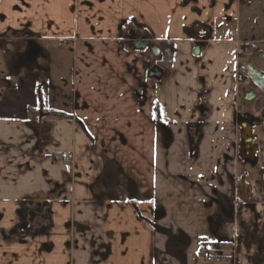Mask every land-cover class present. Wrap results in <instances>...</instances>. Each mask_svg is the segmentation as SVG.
<instances>
[{
	"label": "crops",
	"instance_id": "obj_1",
	"mask_svg": "<svg viewBox=\"0 0 264 264\" xmlns=\"http://www.w3.org/2000/svg\"><path fill=\"white\" fill-rule=\"evenodd\" d=\"M130 21L174 47L142 107ZM253 50L264 0H0V264H264V129L255 169L236 148Z\"/></svg>",
	"mask_w": 264,
	"mask_h": 264
},
{
	"label": "water",
	"instance_id": "obj_2",
	"mask_svg": "<svg viewBox=\"0 0 264 264\" xmlns=\"http://www.w3.org/2000/svg\"><path fill=\"white\" fill-rule=\"evenodd\" d=\"M125 23H122V28L120 32L123 33V26ZM212 36V29L210 27H206L200 24H195L191 29L190 40L192 42V56L195 59L200 58L203 50L206 49L208 42ZM121 40L126 41L127 45H131L128 47L129 51L132 53H138L140 55L153 56L154 58H158L161 55V50L159 46L149 39L145 37V35H134L131 37L126 34L121 36ZM244 68L246 70L244 77L238 79L239 83H244L248 81L256 86L261 92H264V72L252 69L245 65ZM148 72L146 73V79L156 84L160 85L162 81L166 78L164 75V71L156 65L150 66L147 65ZM144 98V93L139 96L136 94V99ZM143 102L139 104L142 106ZM254 108V106H253ZM252 116L248 113L242 114L238 113L236 117V125L238 128V143H237V157L238 161L242 166H248L251 169H255L258 166V145L256 143L257 134L254 133L255 128L254 124L251 121ZM264 128V126H263ZM262 129L261 125H258V132ZM162 140L164 143H169L171 140V136L168 130L165 127L161 128ZM259 183L261 185L262 193L264 195V171L258 172Z\"/></svg>",
	"mask_w": 264,
	"mask_h": 264
},
{
	"label": "flooded vegetation",
	"instance_id": "obj_3",
	"mask_svg": "<svg viewBox=\"0 0 264 264\" xmlns=\"http://www.w3.org/2000/svg\"><path fill=\"white\" fill-rule=\"evenodd\" d=\"M124 23H125V25L123 26L124 32L123 33L120 32V40H121V36L128 32V35H130L131 37H133L134 35H145V37L147 39H149L151 42H153L150 34L142 26L137 25L133 21L124 22ZM121 28H122V24L120 25V29ZM155 44H157V43H155ZM121 45L123 47H125L129 53L136 54V53H132L129 51L128 47H130L131 45H127L126 41L121 40ZM157 45L159 46V48L161 50V55L158 58H154L153 56L149 57L146 55H140L139 54L140 56L145 58L144 60H142V63H143L142 67L144 68V75L145 76H144V81L139 82V84H138L139 86H138L137 92H138L139 96L142 95V93H144V98L136 99L138 104L143 102V105H144L146 102L148 88H149L148 83L154 84L156 86L155 82H152V81H149L146 79V73L148 72L147 65L149 64L150 66H153V65L158 66L159 68H161L164 71L165 77H167V74H168V71L165 69L167 66L164 63V53H163L160 45L159 44H157ZM248 48H249V46H247V49ZM30 51L36 52L37 50L36 49L34 50V48H30ZM262 59H264V50H253L252 55H250L246 61L239 58V60H240L239 63H241L243 73L245 74V72H246V70L244 68V64H243L244 62H245V65L252 67V69L254 68V69H257V70L264 72V66L259 67L257 64L258 62H261ZM241 77L242 76L240 74L238 76V79ZM244 83L245 84L241 88V90H242L241 96L242 97H241L240 102H239L240 113H242V114L248 113L250 116L253 117V118H251V121L254 124V128H255L254 133L257 134V136H258V134L260 133V132H258V125L259 124L261 125V127H262L261 130L264 129L263 128V126H264V92H261V90H259L256 86H254L252 83H250L248 81H245ZM253 106H254V108H253ZM237 143H238V141H237ZM256 143H257V140H256ZM257 145H258V143H257ZM236 148H237V146H236ZM258 153H259V150H258Z\"/></svg>",
	"mask_w": 264,
	"mask_h": 264
},
{
	"label": "trees",
	"instance_id": "obj_4",
	"mask_svg": "<svg viewBox=\"0 0 264 264\" xmlns=\"http://www.w3.org/2000/svg\"><path fill=\"white\" fill-rule=\"evenodd\" d=\"M159 45L162 48V51L164 53V63L169 65L172 59L173 52H174V47L170 43H165V42H162ZM154 113H155V118L153 122L154 124L158 125L159 124V114H158V110L156 107L154 108Z\"/></svg>",
	"mask_w": 264,
	"mask_h": 264
},
{
	"label": "rangeland",
	"instance_id": "obj_5",
	"mask_svg": "<svg viewBox=\"0 0 264 264\" xmlns=\"http://www.w3.org/2000/svg\"><path fill=\"white\" fill-rule=\"evenodd\" d=\"M3 17H5V15H2ZM137 25H140L138 22H136ZM145 58L144 57H141V61L144 60ZM13 64H14V60H12ZM143 65V63L141 64V66ZM166 66L168 67V64H166ZM245 75V74H244ZM244 77V76H243ZM144 79V78H143ZM143 81V80H142ZM61 88L62 90H65L67 88V82H62L61 84ZM140 107V106H139ZM166 126L165 124H161L159 129L161 131V128Z\"/></svg>",
	"mask_w": 264,
	"mask_h": 264
},
{
	"label": "built area",
	"instance_id": "obj_6",
	"mask_svg": "<svg viewBox=\"0 0 264 264\" xmlns=\"http://www.w3.org/2000/svg\"><path fill=\"white\" fill-rule=\"evenodd\" d=\"M63 161H64V162L69 161V158H65V159H63ZM205 249H206V248H205L204 246H201V247L199 248L200 252H204Z\"/></svg>",
	"mask_w": 264,
	"mask_h": 264
}]
</instances>
